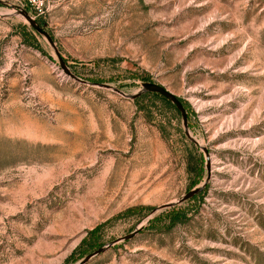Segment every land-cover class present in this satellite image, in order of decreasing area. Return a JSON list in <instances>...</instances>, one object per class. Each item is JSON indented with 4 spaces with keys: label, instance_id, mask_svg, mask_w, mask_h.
<instances>
[{
    "label": "rangeland",
    "instance_id": "1",
    "mask_svg": "<svg viewBox=\"0 0 264 264\" xmlns=\"http://www.w3.org/2000/svg\"><path fill=\"white\" fill-rule=\"evenodd\" d=\"M99 225L85 264H264V0H0V264H76Z\"/></svg>",
    "mask_w": 264,
    "mask_h": 264
},
{
    "label": "trees",
    "instance_id": "2",
    "mask_svg": "<svg viewBox=\"0 0 264 264\" xmlns=\"http://www.w3.org/2000/svg\"><path fill=\"white\" fill-rule=\"evenodd\" d=\"M18 26L20 28V34L22 35L23 39L27 40V42H29V44H31L33 46H37V40L34 37V35L31 32H29V30H28L29 27L23 23H20ZM30 29L33 32H36L33 28H30ZM143 80L148 81L147 77L143 78ZM93 82L95 84L100 83V81H93ZM144 95L155 96L157 98L162 99L163 101H165L169 105L175 107V105L172 102H170L166 97H164L163 95L156 93V92H144L143 94L136 97L135 100L138 101ZM181 102L183 103V105L185 107L184 102L182 100H181ZM201 158L202 157L199 156V158L196 160V169H195L196 177H195L194 181L191 183V187H193L197 182H199L201 180V177L203 176L205 169L203 167V161ZM187 165L190 166V162H188ZM204 190H201L200 192H198L197 194H195L194 196L189 198V201L190 200H193L194 202L201 201L203 199L202 196H203ZM146 209H149V207H131V208L126 210L125 214H131L134 212H141L142 210H146ZM149 210H151V208ZM187 219H188L187 211L184 209H181L179 207L174 206V207L170 208L165 214L157 215V216L149 219L148 220V223H149L148 227L158 229V230H170L174 226L184 223ZM160 226H162V228ZM101 228H102V225H99V226H96L95 228H93L92 230L88 231L86 237L83 238V240L81 241L80 246H79V251H81L79 254L80 257L84 256L88 251H94V250L98 249L99 247H101V243L99 242V238H100L99 233H100Z\"/></svg>",
    "mask_w": 264,
    "mask_h": 264
},
{
    "label": "water",
    "instance_id": "3",
    "mask_svg": "<svg viewBox=\"0 0 264 264\" xmlns=\"http://www.w3.org/2000/svg\"><path fill=\"white\" fill-rule=\"evenodd\" d=\"M19 13L25 18V20L28 22V24L37 32H39L40 34H42L49 42V44L53 47L55 54L58 58L59 64L60 66L63 68V70L65 71V73H67L68 75H70L73 78L79 79L75 74H73L66 66L63 58L61 57L59 51L57 50V48L55 47V44L53 42L52 37L49 35V33L43 28L44 23L40 24L35 18H33L29 12L25 9H19ZM83 81V80H81ZM85 82V81H83ZM98 85L101 86H105L108 87L109 85L107 84H103V83H98ZM117 91H119L118 89H116ZM144 92H156L159 93L161 95H163L164 97H166L170 102H172L176 109L180 112V115L182 117V121H183V125L185 127V130L187 128V112L186 109L183 105V103L181 102V100L179 99L178 96H176L174 93H172L171 91H169L166 87H164L161 84L155 83V82H151V81H145L142 83V89L140 91H138L137 93L132 95V98H136L139 95H141ZM204 153H205V158H206V169H207V179L210 176V160H209V154L206 148H202ZM205 186V182L202 183V185L193 187L192 189L188 190L178 201L177 203H181L189 198H191L192 196H194L195 194H197L198 192H200L203 187ZM174 203H170V204H166L163 205L161 207H155L153 208V210L159 209V208H164V207H171L173 206ZM140 227L136 228L135 230H133L131 233L125 235L124 237H122V239H129L131 237H133L135 234H137L139 232ZM105 250V247H99L98 249L92 251L91 253L87 254L84 258H82L78 263L76 264H85L87 261H89L92 257L99 255L100 253H102Z\"/></svg>",
    "mask_w": 264,
    "mask_h": 264
},
{
    "label": "built area",
    "instance_id": "4",
    "mask_svg": "<svg viewBox=\"0 0 264 264\" xmlns=\"http://www.w3.org/2000/svg\"><path fill=\"white\" fill-rule=\"evenodd\" d=\"M29 4L32 6H36L38 9L40 5L42 4V0H27Z\"/></svg>",
    "mask_w": 264,
    "mask_h": 264
}]
</instances>
